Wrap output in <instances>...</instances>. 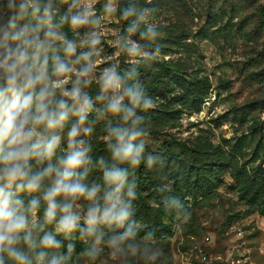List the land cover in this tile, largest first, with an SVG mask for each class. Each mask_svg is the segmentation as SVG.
<instances>
[{
	"label": "rangeland",
	"instance_id": "rangeland-1",
	"mask_svg": "<svg viewBox=\"0 0 264 264\" xmlns=\"http://www.w3.org/2000/svg\"><path fill=\"white\" fill-rule=\"evenodd\" d=\"M48 0H42L47 3ZM94 15L90 23L79 29V35L65 25L60 31L67 39L77 42L95 32L100 39L93 56L99 66L93 74V83L84 88L93 100L96 122L91 114L85 127L93 129L89 136L81 134L90 146L92 164L85 183H99L103 188V167L113 162L108 149L110 127L125 126L121 116H114L105 110L106 101L97 100L100 85L99 74L105 68L115 67L117 73L131 76V86H139L144 98H150L153 115L162 103L172 101L176 93L168 89L146 86L152 83L142 75L147 69L171 70L187 79L207 76L211 88L204 97L201 111L184 115L177 121L178 127L159 132L156 135H140L136 142L143 143L150 165H157L159 158L153 153H163L162 144L169 139L189 149L183 158L189 164L201 163V147L206 139L219 144L233 161V167L221 172V183L207 196L187 197L180 214L164 216L163 235L158 237L132 238L115 251L108 245L113 235L104 232L101 242V259L91 260L84 255V264H204V256L211 264H264V210L249 204L242 198L236 182L238 174H253L254 169L264 163V0H91ZM112 3L115 11L109 15L106 5ZM55 10V22L63 15L71 0H51ZM127 8H134L137 14L144 12L146 23H141L136 32L130 33L135 16L123 18ZM94 21V23L92 22ZM154 27L157 38L142 39L141 32L148 25ZM42 38V37H41ZM130 42L138 45L139 53L129 55ZM63 56V53H60ZM73 77L72 79H74ZM168 81L166 78L165 82ZM69 81L67 88H71ZM153 92V93H151ZM166 92V93H165ZM165 93V94H164ZM60 93H57L59 97ZM126 103V102H125ZM142 109V108H141ZM145 113H147V110ZM136 115L140 113L136 111ZM77 118L72 116L68 127ZM131 127V125H127ZM67 128L64 142L57 150V156L67 150ZM246 138L239 142V139ZM114 142V141H113ZM260 144L259 157L251 161ZM178 147V153L181 152ZM103 158L104 165L99 163ZM115 162V161H114ZM41 167V165H36ZM201 181V179L199 180ZM150 184L144 182L145 187ZM204 185V183H201ZM198 184V188L201 185ZM124 194L126 191L124 188ZM151 192L150 185L146 194ZM154 202V200H152ZM75 209L84 216L90 202L81 199ZM52 227L47 228L50 230ZM101 225L98 230H103ZM76 232L71 237H75ZM209 238V239H207ZM96 243L91 240L86 250ZM133 245L129 248L127 245ZM231 254H233L231 256ZM155 257V259H153ZM238 258L241 261H238ZM5 264H9L7 258ZM65 264H74L66 260Z\"/></svg>",
	"mask_w": 264,
	"mask_h": 264
},
{
	"label": "clouds",
	"instance_id": "clouds-1",
	"mask_svg": "<svg viewBox=\"0 0 264 264\" xmlns=\"http://www.w3.org/2000/svg\"><path fill=\"white\" fill-rule=\"evenodd\" d=\"M115 10L111 2L105 7L109 15ZM93 15L91 0H71L58 23L51 0H0V264L6 258L9 264H65L68 257L56 251L62 247L58 237L69 239L77 231L81 239L94 236L101 225L125 229L107 242L115 251L136 235L130 222L129 198H134V192L130 187L125 196L129 173L119 165H139L144 145L134 141L141 135L137 129L143 118L136 115V109L149 110L153 103L143 98L138 85L127 86L115 67L99 74L96 82L101 94L96 99L106 101L107 113L122 114L125 126L109 129L108 149L116 164L103 167V188L95 182L89 187L85 181L92 164L91 148L78 137L93 131L84 126L93 100L83 89L93 83L99 66L93 56L99 54L100 39L95 32L88 34L79 43L89 50L78 51L77 42L59 29L67 25L79 35L78 30ZM122 16L136 17L128 28L130 33L147 22L146 14H137L134 8L125 9ZM141 38L154 40L157 32L149 24ZM130 44L129 55H137L138 45ZM69 81L71 88L66 87ZM72 116L77 121L68 127ZM65 128L67 150L57 156ZM99 163L104 165L103 158ZM22 193L30 197L27 204ZM81 199L90 202L84 228L75 210ZM41 200L46 205L42 222ZM46 225L53 227L46 230ZM102 236V232L96 235V243L85 252L91 260L102 251L97 247ZM73 249L70 243L69 254Z\"/></svg>",
	"mask_w": 264,
	"mask_h": 264
},
{
	"label": "trees",
	"instance_id": "trees-1",
	"mask_svg": "<svg viewBox=\"0 0 264 264\" xmlns=\"http://www.w3.org/2000/svg\"><path fill=\"white\" fill-rule=\"evenodd\" d=\"M142 76L148 79L152 85L146 86V90L154 91L152 88L168 89V93H176L169 103H162L161 109L153 115V111H144L141 108L136 109L142 117L138 126L141 135H156L159 132L172 130L178 127L177 121H181L184 115H192L201 111L204 104V97L211 88V83L207 76L187 79L181 74L173 73L171 70L164 69H147ZM127 86H131V76H123ZM166 78L168 81L165 82ZM153 93V92H151ZM166 93V92H165ZM164 93V94H165ZM144 98V97H143ZM128 103L127 100H125ZM143 103V99L141 101ZM93 122H96L94 112H90ZM137 114V113H136ZM246 135L239 139L242 142ZM134 144L138 145L136 141ZM163 153H153L159 158L157 165H150L149 157L142 153L139 165L133 167L130 163H123L119 166L128 170V180L125 186L126 194L131 187L134 192V198H129L132 204V216L130 222L136 233V238L158 237L163 235L165 224L162 219L164 216H173L183 212V208L188 197H198L209 195L220 183L221 172L233 167V161L226 155L224 149L219 144H214L211 139H206L201 147V163L194 162L189 164L185 161L184 155L189 149L186 145H180L169 139L162 144ZM178 147L181 152L178 153ZM260 144L256 147L251 161L259 157ZM35 164V161H33ZM55 163V159L53 160ZM116 162H111L107 166L111 167ZM35 170V169H34ZM201 179V181H199ZM150 181L151 192L146 194L149 187H145L144 182ZM204 183V185H201ZM237 185L242 193V198L249 204L258 205L264 210V163H260L253 171V174L247 177V173L236 176ZM198 184L201 188H198ZM22 198L27 204L30 197L27 193H22ZM38 195V194H33ZM154 200V202L152 201ZM46 205L41 200L40 220H43V209ZM59 215V214H58ZM53 227L46 225L45 228ZM81 228L86 227L80 224ZM123 228L109 229L104 226L103 230H98L96 235L101 232L111 234H120ZM85 235L80 238L79 231L75 237L64 239L62 247L57 252L73 260L74 264H84V258L88 243L96 238ZM74 244L73 251L69 254L68 245ZM101 255L95 259L99 261Z\"/></svg>",
	"mask_w": 264,
	"mask_h": 264
},
{
	"label": "built area",
	"instance_id": "built-area-1",
	"mask_svg": "<svg viewBox=\"0 0 264 264\" xmlns=\"http://www.w3.org/2000/svg\"><path fill=\"white\" fill-rule=\"evenodd\" d=\"M207 239H209V238H207ZM233 254H231V256H232ZM238 261L240 262L241 261V259L240 258H238ZM211 259H210V257H208V256H204V258H203V263L204 264H211Z\"/></svg>",
	"mask_w": 264,
	"mask_h": 264
}]
</instances>
